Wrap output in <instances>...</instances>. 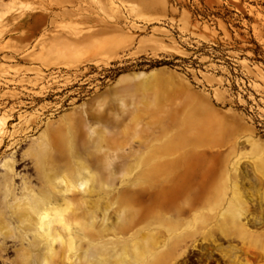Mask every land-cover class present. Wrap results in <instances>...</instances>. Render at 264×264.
I'll use <instances>...</instances> for the list:
<instances>
[{
	"label": "rangeland",
	"instance_id": "374dc122",
	"mask_svg": "<svg viewBox=\"0 0 264 264\" xmlns=\"http://www.w3.org/2000/svg\"><path fill=\"white\" fill-rule=\"evenodd\" d=\"M6 7L0 154L17 142V196L37 185L21 153L59 176L33 213L36 249L7 238L0 264H60L44 254L57 234L71 264H178L210 244L229 264H264V0Z\"/></svg>",
	"mask_w": 264,
	"mask_h": 264
},
{
	"label": "bare ground",
	"instance_id": "6f19581e",
	"mask_svg": "<svg viewBox=\"0 0 264 264\" xmlns=\"http://www.w3.org/2000/svg\"><path fill=\"white\" fill-rule=\"evenodd\" d=\"M6 128V125H0V150L3 147L5 138H12V134L7 132ZM16 144V141H11L0 154V255L7 250V246L4 243L5 239L7 238L14 241L12 249L15 251L25 252L29 249H31V251L36 249L34 243L35 241L33 240V235L30 228L33 213L35 208H37L39 205H47L53 200L46 186H52V183L56 180V177L59 176L58 173L56 175L51 174L49 172V168L47 170V167H45L43 163L40 162L38 164V159L37 157L34 158V155L21 153L19 154V160H22L23 157H27V161L32 164V169L34 172L33 177L35 184L37 185L34 186L31 184L29 186L30 188L28 187L29 189L24 194L25 198H23V196H17L13 186V182L17 175V172L15 171L17 159L15 156V151H12ZM5 151L10 152L4 153ZM40 165L42 170L41 173H39L38 170ZM23 180L24 183H30V176H24ZM85 184L86 181H82L80 183L81 186ZM67 198H69V196L65 195L63 200L67 201ZM24 199H26V201L21 203ZM26 220L27 223L24 226L23 224ZM64 221V215L60 212H57V222L61 228L68 232V225ZM51 234L53 233L51 232ZM256 235L257 233L255 236ZM69 239L70 241L68 244L64 246L61 236L57 234L55 240L59 241V248L56 250H51L48 246H46L44 247V254L48 256V254L52 252L54 257L59 259L60 264H71V250L75 248V246L73 244V240L71 238ZM45 264H48V261H45Z\"/></svg>",
	"mask_w": 264,
	"mask_h": 264
},
{
	"label": "flooded vegetation",
	"instance_id": "af4514ba",
	"mask_svg": "<svg viewBox=\"0 0 264 264\" xmlns=\"http://www.w3.org/2000/svg\"><path fill=\"white\" fill-rule=\"evenodd\" d=\"M203 247L206 248V251L196 248L197 253H190L178 264H229L228 259L215 249V244Z\"/></svg>",
	"mask_w": 264,
	"mask_h": 264
},
{
	"label": "crops",
	"instance_id": "0c3cea01",
	"mask_svg": "<svg viewBox=\"0 0 264 264\" xmlns=\"http://www.w3.org/2000/svg\"><path fill=\"white\" fill-rule=\"evenodd\" d=\"M10 0H0V13H4L6 12V4L9 2ZM10 22V20L14 17H16V14L14 13H10L6 16ZM29 18L28 22H26L25 24H23L22 26H18V27H23V28H26V33L29 34H32L34 31V29L36 27H38L39 25L36 23V16L34 17L33 15H28L26 16Z\"/></svg>",
	"mask_w": 264,
	"mask_h": 264
}]
</instances>
